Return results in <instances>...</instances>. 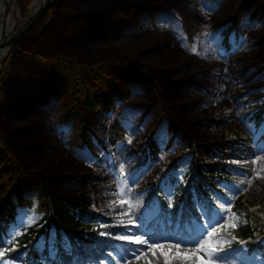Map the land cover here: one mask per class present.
Returning a JSON list of instances; mask_svg holds the SVG:
<instances>
[{"label": "rangeland", "instance_id": "374dc122", "mask_svg": "<svg viewBox=\"0 0 264 264\" xmlns=\"http://www.w3.org/2000/svg\"><path fill=\"white\" fill-rule=\"evenodd\" d=\"M34 1L15 0L20 12L15 29ZM240 1L52 0L53 16L40 32L27 31L23 43L47 53L67 52L85 59L118 57L125 65L116 71V83L124 89V102L137 106L118 117L126 139L115 151L100 149L111 114L93 116L91 126L98 144L95 156H88L70 145L67 129L58 124L60 99L48 90L33 64L15 54L0 96V129L7 143L27 167L47 174L52 189L74 195L91 187L101 214L126 213L133 221L141 206L138 188L155 177L160 160L154 159L135 176L136 155L131 146L156 123L162 146L165 128L153 115L158 107L137 72L140 68L156 79L164 104L196 141L217 139L226 126L236 133L249 131L244 113L264 97V16L252 15L257 8L252 4L248 12L235 17L231 8ZM115 9L123 14L114 16ZM78 15L84 18L72 19ZM184 22L196 28L189 41L180 31ZM227 32L230 48L223 55L218 45ZM236 38L240 42L234 46ZM238 53L242 59L230 61ZM179 64L185 65L168 72ZM238 93L243 94L238 97ZM118 106L115 103L113 108ZM210 110L215 115L208 116ZM257 138L250 137L253 154L246 160L247 174L241 179L245 181L243 194L252 201L264 189V150L257 148ZM257 142L263 148L264 141ZM198 255L206 259L203 252ZM241 262L239 256L230 255L223 256L222 264Z\"/></svg>", "mask_w": 264, "mask_h": 264}, {"label": "trees", "instance_id": "16d2710c", "mask_svg": "<svg viewBox=\"0 0 264 264\" xmlns=\"http://www.w3.org/2000/svg\"><path fill=\"white\" fill-rule=\"evenodd\" d=\"M252 4L257 5L252 15L264 16V0H241L231 11L239 17L248 12ZM52 11L50 5L29 30L35 28L40 32L53 16ZM112 14L119 16L123 11L115 9ZM180 31L189 41L196 28L184 22ZM25 35L2 62L0 96L13 56L19 54L33 64L48 90L62 102L58 124L67 129L72 147L94 156L92 148L98 140L91 125L97 113L107 116L113 112L106 130L107 150L122 143L126 133L118 117L137 106L124 102V89L116 83V71L125 65L122 60L109 56L85 59L67 52L47 53L34 44L23 43ZM228 35L229 32L225 33L219 41L223 55H227L230 48ZM239 42L236 38L232 45ZM240 59L242 55L238 53L230 61ZM184 65L169 68L168 72ZM137 72L158 107L154 117L165 123V141L160 150L159 123H156L131 146L137 156L134 174L150 166L154 159L160 160L156 176L141 183L137 191L142 205L134 221L129 223L126 213L101 214L91 187L74 195L52 189L47 174L27 167L0 129V253H3L0 264H146V259L164 264L159 252L156 255L160 258L156 261L145 245L121 237L133 238L147 233V236L142 235L144 239L150 236L166 245L178 239H191L199 235L208 216L223 215L229 202L231 213L239 215L237 226L232 228L230 219L225 216L223 226H215L219 231L213 239L228 241L223 245L224 257L237 255L242 264H264V189L260 198L252 201L243 194L241 183L247 174L246 160L253 154L250 135L261 131L259 140L264 141V97L244 113L250 122L249 134L236 133L226 126L217 139L196 141L164 104L156 79L143 68ZM242 94L238 93V97ZM115 103L119 106L113 108ZM207 115H215L214 110ZM136 250L146 252V257L137 260L139 252ZM192 261L200 264L195 255Z\"/></svg>", "mask_w": 264, "mask_h": 264}, {"label": "snow or ice", "instance_id": "6c2138e0", "mask_svg": "<svg viewBox=\"0 0 264 264\" xmlns=\"http://www.w3.org/2000/svg\"><path fill=\"white\" fill-rule=\"evenodd\" d=\"M195 52V48L191 49ZM245 181H241L244 183ZM251 180H248L247 183L250 185ZM247 189H244L246 191ZM121 203H126V201H121ZM131 207V205H129ZM230 202L229 206L223 209V215L213 213L211 216L207 217V224L201 230L199 235L193 236L191 239H178L175 240L171 244H163L152 240L149 236L148 239L142 238L143 236H147L148 234L137 235L134 238L121 237V239H131V242L138 245H146L147 250L152 252L155 260H159V256L156 255L157 252L160 253V256L164 257V264H174L176 261H180L181 264H194L192 261V256L195 255L197 259L201 260V264H222L223 262V253L225 251L223 245L227 244L226 240H214L213 237L216 236L219 229L215 227L216 225L223 226V221L225 216L231 221V227L235 228L237 226V222L239 221V215L235 213H231ZM132 221L130 220L129 223ZM211 229V230H209ZM207 237V239H205ZM233 239L236 237L233 235ZM151 241V242H150ZM158 244V247H157ZM181 245H184V248H181ZM191 246V251L188 250V247ZM139 252L136 255V259L139 260L141 257H146V252L141 250H136ZM203 252L206 259L200 257L198 254ZM3 253H0L2 256ZM146 264H155L153 260H147Z\"/></svg>", "mask_w": 264, "mask_h": 264}, {"label": "water", "instance_id": "95a60500", "mask_svg": "<svg viewBox=\"0 0 264 264\" xmlns=\"http://www.w3.org/2000/svg\"><path fill=\"white\" fill-rule=\"evenodd\" d=\"M11 1V0H10ZM52 0H43L38 7L29 13L24 21L20 24L18 28L15 27L8 28V32L0 37V49H5L3 58L0 62V67L3 60L7 56L10 49L19 41V39L25 34L27 30L37 21V19L50 7ZM8 11V5H5V12Z\"/></svg>", "mask_w": 264, "mask_h": 264}, {"label": "bare ground", "instance_id": "6f19581e", "mask_svg": "<svg viewBox=\"0 0 264 264\" xmlns=\"http://www.w3.org/2000/svg\"><path fill=\"white\" fill-rule=\"evenodd\" d=\"M42 1L43 0H35L29 9V13H32ZM6 4L8 5L7 13L5 12ZM19 13L15 0H0V37L8 32V28L16 26L20 16ZM4 52L5 49H0V62L3 58Z\"/></svg>", "mask_w": 264, "mask_h": 264}]
</instances>
